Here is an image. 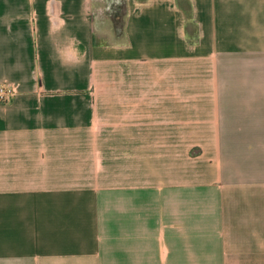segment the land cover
I'll return each instance as SVG.
<instances>
[{"label": "crops", "instance_id": "1", "mask_svg": "<svg viewBox=\"0 0 264 264\" xmlns=\"http://www.w3.org/2000/svg\"><path fill=\"white\" fill-rule=\"evenodd\" d=\"M0 86V264H264V0H0Z\"/></svg>", "mask_w": 264, "mask_h": 264}, {"label": "rangeland", "instance_id": "2", "mask_svg": "<svg viewBox=\"0 0 264 264\" xmlns=\"http://www.w3.org/2000/svg\"><path fill=\"white\" fill-rule=\"evenodd\" d=\"M108 1V0H106ZM106 3V2H105ZM104 10L94 11L95 37L100 43L111 44L115 40V36L121 30V17L123 16V8L120 12L113 13L111 9H107L106 4Z\"/></svg>", "mask_w": 264, "mask_h": 264}, {"label": "built area", "instance_id": "3", "mask_svg": "<svg viewBox=\"0 0 264 264\" xmlns=\"http://www.w3.org/2000/svg\"><path fill=\"white\" fill-rule=\"evenodd\" d=\"M14 93L15 91L10 87L0 86V100L9 99Z\"/></svg>", "mask_w": 264, "mask_h": 264}, {"label": "trees", "instance_id": "4", "mask_svg": "<svg viewBox=\"0 0 264 264\" xmlns=\"http://www.w3.org/2000/svg\"><path fill=\"white\" fill-rule=\"evenodd\" d=\"M114 14L117 12H120V10H111ZM124 11H123V16L121 17V28H122V24H123V17H124Z\"/></svg>", "mask_w": 264, "mask_h": 264}]
</instances>
